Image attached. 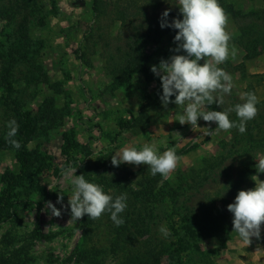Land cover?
<instances>
[{
  "label": "rangeland",
  "instance_id": "374dc122",
  "mask_svg": "<svg viewBox=\"0 0 264 264\" xmlns=\"http://www.w3.org/2000/svg\"><path fill=\"white\" fill-rule=\"evenodd\" d=\"M227 2L243 13L264 8V0ZM176 3L177 0H174L173 4L179 11ZM36 5L38 8L30 17L28 31L22 32L27 39L30 51L28 55L33 59L19 62L16 68L9 71L12 88L9 95L16 102L18 112L9 101H0V125L3 131L0 137L7 133L8 121L15 119L18 122L20 112H27L31 118L45 99H52L54 108L63 111L62 124L47 137L39 136L26 143L28 152H36L38 163L34 162L35 168H32L30 175H24L17 182L11 183V176L17 177L20 174V164L15 152L11 149L0 150V193L9 192L23 202L11 209L9 215L0 217V261L7 259L14 264H77L74 252L81 247L93 246L103 250L98 257L100 264H123L128 252H110V244L117 228L110 219V213L94 220L91 225V240L84 244L81 238L83 217L77 222L68 223L71 219L70 206L65 210L61 204L56 203L61 193L63 204L67 205L73 190L71 184L63 179L62 170L69 166L77 168L76 175L83 174L88 181L100 184L114 198L127 194L129 190L139 189V185L145 182L157 181L154 187L156 191L163 182L175 184L179 173L202 171L207 160H213L221 153L223 143L230 141L234 129L214 131L217 124L205 122L202 118L198 120V127L181 125L178 116L182 109L174 103H170L167 108L163 107L160 99L161 80L151 70L148 74L135 73L128 84L113 88L105 70L104 42L109 45V50L114 46L122 49L126 29L120 28L118 22L109 25L106 18L98 22L102 27L101 32H104V42L98 40L96 32L91 35L90 30L97 22L90 0H36ZM16 28L17 25L13 26L11 22L7 24L6 21H0V48L8 49L20 42L19 30L16 34L14 32ZM228 31L232 35L231 44L235 47V56L220 67L232 75L235 96L240 98L247 84L252 83L260 102L264 99V88L257 85L250 76L264 74V55L245 62L248 78L242 80L235 66L242 62L243 51L233 42L238 32L230 16ZM174 36H164L157 43L145 46L150 69L153 65L158 66L161 59H168L174 54H185L182 51H172L177 47ZM2 90L0 89V97L6 95ZM231 96L232 94L225 97L226 104H232ZM170 99L175 98L173 96ZM210 110L220 111L221 108L214 107L213 104ZM128 122L131 126L123 129V125ZM209 127L211 134L206 129ZM64 135L79 147L65 146ZM161 141L164 143L161 144ZM153 142L157 143L161 153L167 147H175L177 155L182 158L176 170L167 178L160 174L151 175L148 166L143 164L135 166L124 163L119 167L112 166V155L119 153L122 148L134 146L139 149L145 143ZM252 157L256 165L257 159L264 157V152L256 151ZM245 162L241 159L240 164L235 163L232 167L234 175L241 172ZM253 176L264 181V173L254 171L249 176L251 179H246L233 192L229 203L234 202L240 190L255 187ZM48 185L51 186L50 189ZM223 186V179H219L204 193L214 195ZM198 200L201 202L206 199L200 195ZM48 201L61 209V217L51 215L46 208ZM126 203L124 212H129L133 205L128 201ZM170 203L166 198L159 204L147 206L155 214L157 226L151 230V237L161 245V249L157 247L162 254L160 264H176L167 257V252L173 253L174 247L171 245L177 243L178 235L174 231L185 226L183 219L172 213ZM220 207L221 204L216 203V208ZM136 208L137 206L134 207L135 210ZM227 214L232 222L233 215L228 210ZM172 223L173 230L169 229ZM161 226H166L171 235L165 238L159 231ZM151 237L140 239H146L141 246L154 243ZM192 244L204 254L201 264H264V226L261 238L258 240L253 237L249 245L233 231L224 244L212 237L197 243L191 241L187 244V251L180 252V260L186 261L189 258V252L194 249L191 248ZM173 255L175 259L176 256Z\"/></svg>",
  "mask_w": 264,
  "mask_h": 264
},
{
  "label": "trees",
  "instance_id": "16d2710c",
  "mask_svg": "<svg viewBox=\"0 0 264 264\" xmlns=\"http://www.w3.org/2000/svg\"><path fill=\"white\" fill-rule=\"evenodd\" d=\"M90 2L95 22H97L96 26L90 30L91 35L96 32L98 40L103 41L102 35L104 32H101L102 27L99 26L98 22L106 18L109 20V25L118 22L120 28L126 29L125 43L122 49L114 46L113 49L109 50V45L103 41L105 47L103 51L106 53L104 57L106 59L105 70L110 77L113 88L128 84L131 76L135 73L148 74L150 72L149 56L145 52V46L157 43L164 36L176 35L177 30L160 27L162 13L169 10V21L177 17L181 19L177 6L173 4L174 0H90ZM219 3L232 19L238 32L233 42L242 49L243 56L242 62L235 66V70L242 80H246L248 76L245 70V62L264 55V8L243 13L235 10L227 0H219ZM37 8L36 0H0V21H6L7 24L11 22L13 26L17 25L14 32L16 34L19 30L21 35L20 42L13 44V47L10 46V48L4 50L0 48V89H3V93L6 94L0 97V101L5 103L9 101L14 105L13 107L17 112V104L14 100H11L9 95L12 89L9 71L16 68L19 62L32 61L33 59L32 56L30 58L28 55L30 51L27 47V39L22 32L28 31L30 17L37 11ZM21 38L23 39L22 43ZM250 78L255 80L254 82L257 85H262L264 88V74L251 75ZM254 91V85L248 83L243 93ZM235 95L232 90V104L225 103L221 106V110L242 103L241 99ZM214 107L219 106L214 104ZM210 108L211 106H209ZM258 109L259 114L255 119L247 122L246 132L240 134L238 129L232 130L230 141L227 144L223 143L221 153L217 157L205 162L202 171L179 173L175 184L170 185L163 182L156 191L154 187L157 181L141 183L139 189L129 190L127 201L133 206L131 211L121 213V217L125 222L115 229L110 244V252L113 254L128 252L129 255L123 264H160L162 254L159 253L157 247L160 248L161 245L157 244V241L151 237V230L157 226L155 214L153 215L147 206L159 204L166 198L171 201L172 213L180 216L185 223V226L174 231L178 236L177 243L171 245L174 247L172 249L173 253L165 250L170 260L175 261L176 264H201L204 261V254L194 244L191 245V248L194 247L196 250L193 249L189 252V258L186 261L180 260L179 254L187 251L189 242L197 243L212 237L224 244L229 237V233L233 231L232 222L227 218V210L224 208H227V205L230 204L229 201L233 192L244 184L246 179H251V175L256 171L252 155L256 151L264 152V99L258 103ZM62 116L63 111L54 108L53 100L45 99L31 118L27 112H20V115H18L19 130L15 139L21 144L19 149L8 143L6 134L4 137H0V150H13L20 164V174L17 177L11 176V183L22 179L24 175H30L32 168H35L34 162L38 163L36 152H28L25 147L26 143L39 136L47 137L51 131L61 126ZM230 119L238 122L234 112L230 114ZM130 126L129 122L125 123L123 129ZM0 134L3 135L1 125ZM64 137L65 146L79 147L69 138L66 139V135ZM241 159L246 162L243 164L241 172L234 175L232 167L235 163L240 164ZM219 179H223L224 186L215 191L214 195L205 194L204 192H208L210 185L217 183ZM7 182L9 183L8 180ZM122 189H125V187H122ZM41 194H44V192ZM200 195L206 200L198 202V196ZM22 203L19 198L14 197L9 192H1L0 217L5 214L9 215L11 209ZM216 203H220L221 207L216 208ZM38 206H40V202H38ZM136 206L135 210L134 207ZM231 215L233 214L231 213ZM93 222L94 220L89 219L87 215L83 217L81 225L83 244L91 240V225ZM173 227L174 223L169 226V229L173 230ZM146 236H150L154 243L141 246L146 239L143 241H140V239ZM102 252L103 250H98L93 246L81 247L73 255L77 264H100L98 257ZM173 254L176 256L175 259ZM0 264L14 263L7 259H1Z\"/></svg>",
  "mask_w": 264,
  "mask_h": 264
},
{
  "label": "clouds",
  "instance_id": "9594fccd",
  "mask_svg": "<svg viewBox=\"0 0 264 264\" xmlns=\"http://www.w3.org/2000/svg\"><path fill=\"white\" fill-rule=\"evenodd\" d=\"M176 4L182 19L177 17L169 21V10H165L161 15L160 27L177 30L174 36L177 47L172 51L185 54L161 59L158 66L153 65L150 69L161 80L160 99L163 107L167 108L170 103H174L181 108L182 113L178 116L181 125L198 127V120L202 118L205 122L217 124L214 131L238 129L240 134H244L247 122L259 114V100L254 92L241 93L240 99L243 102L233 107L220 111L209 109L213 104L221 108L226 103L225 97L230 96L235 87L232 75L220 67L235 56V47L231 44L232 35L228 31V13L219 0H177ZM173 96L175 99L171 100ZM233 112L238 122L230 119ZM7 128L6 140L12 147L19 149L21 144L14 138L19 130L17 121H8ZM206 129L211 134L210 127ZM181 159L175 147H167L161 153L157 143L153 142L145 143L139 149L134 146L122 148L119 153L112 155L111 164L114 167L124 163L135 166L143 164L148 166L151 175L160 174L167 178L176 170ZM257 161V173H264V157ZM76 171L77 168L71 166L62 170L63 179L71 184L73 190L67 205L63 204L61 193L56 201L65 210L70 206L71 219L68 223L77 222L85 215L96 220L110 213V219L117 227L123 225L125 221L121 213L127 208V194L114 198L100 184L88 181L83 174L76 175ZM253 177L255 187L240 190L234 202L227 205V210L233 214V232L247 245L253 237L258 240L261 238L264 226V181L258 176ZM48 186L50 189L51 186ZM46 208L52 216H62L61 209L51 201L46 202ZM159 231L165 238L171 235L166 226H161Z\"/></svg>",
  "mask_w": 264,
  "mask_h": 264
}]
</instances>
